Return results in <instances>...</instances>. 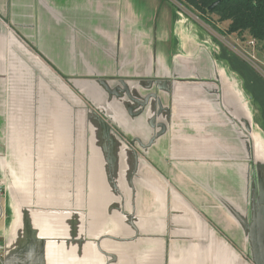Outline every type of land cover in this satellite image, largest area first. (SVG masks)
<instances>
[{"label":"crops","instance_id":"0c3cea01","mask_svg":"<svg viewBox=\"0 0 264 264\" xmlns=\"http://www.w3.org/2000/svg\"><path fill=\"white\" fill-rule=\"evenodd\" d=\"M192 14L0 0V264H264V77Z\"/></svg>","mask_w":264,"mask_h":264},{"label":"trees","instance_id":"16d2710c","mask_svg":"<svg viewBox=\"0 0 264 264\" xmlns=\"http://www.w3.org/2000/svg\"><path fill=\"white\" fill-rule=\"evenodd\" d=\"M213 1L178 0L206 24L210 25L209 16L215 15L219 22H227V34L235 33L241 41L254 38L257 49H264V0H221L208 10Z\"/></svg>","mask_w":264,"mask_h":264},{"label":"rangeland","instance_id":"374dc122","mask_svg":"<svg viewBox=\"0 0 264 264\" xmlns=\"http://www.w3.org/2000/svg\"><path fill=\"white\" fill-rule=\"evenodd\" d=\"M96 2H97V0H96ZM171 2H174L177 6H179L182 10H186V11H188L189 12V10L184 6V5H182V4H180L179 2H178V0H171ZM191 12V11H190ZM98 13V12H97ZM109 14H110V10H109V12H108ZM108 13L107 12H103V13H101V12H99L98 13V15H94V21H95V23H97V22H100V24H95L96 25V28L97 27H101L102 29H104V30H110V29H115V27L116 26H114L113 24L111 25V27L109 26V24H106L107 23V20L110 18V16H108ZM187 14V13H186ZM193 16H196L194 13L192 14ZM209 20L211 21V23H212V25H211V23H210V25H207V24H205L204 22H202V21H200L202 24H204L208 29H210V30H212V27L214 28V30L216 29L218 32H220V33H226L225 32V26L227 25V22H219L218 20H217V17L215 16V15H210L209 16ZM110 27V28H109ZM215 30V31H216ZM216 31V32H217ZM236 35V34H235ZM95 37H96V39H95V51H96V54H97V56H96V61H95V63H96V65H99V66H102L104 63H108L109 62V58H106L105 56H106V52H105V50L106 49H108L109 48V44H108V42H103V41H100L99 40V37H98V35H97V33H95ZM218 37L220 38V39H222L226 44H228V45H232V44H234L235 46H238V47H241V46H243V44H242V42L240 41L241 39H239L238 38V40H236L237 42L236 43H229V41H227L226 39H224L221 35H218ZM226 37H228L227 35H226ZM231 38V37H230ZM237 44H239V45H237ZM228 45H225V47L226 48H228V49H226L227 50V52L231 55V56H234V57H236V58H238V60L240 61V62H243L244 64H248V62L245 60V59H243L233 48H231L230 46H228ZM103 55H105V56H103ZM218 57V56H217ZM219 58V57H218ZM229 61V60H228ZM251 66V65H250ZM4 187V190H3V198H4V196H5V186H3ZM2 249V248H1ZM0 249V253L2 252V250Z\"/></svg>","mask_w":264,"mask_h":264},{"label":"built area","instance_id":"2783aa9c","mask_svg":"<svg viewBox=\"0 0 264 264\" xmlns=\"http://www.w3.org/2000/svg\"><path fill=\"white\" fill-rule=\"evenodd\" d=\"M243 46L238 47L229 45L233 48L248 64H250L262 77H264V49H257L254 38H246L242 41ZM3 185H0V204L3 197Z\"/></svg>","mask_w":264,"mask_h":264},{"label":"water","instance_id":"95a60500","mask_svg":"<svg viewBox=\"0 0 264 264\" xmlns=\"http://www.w3.org/2000/svg\"><path fill=\"white\" fill-rule=\"evenodd\" d=\"M221 0H215L213 1L208 7V10H211L215 5H217Z\"/></svg>","mask_w":264,"mask_h":264}]
</instances>
